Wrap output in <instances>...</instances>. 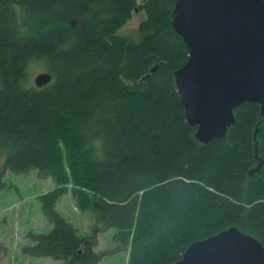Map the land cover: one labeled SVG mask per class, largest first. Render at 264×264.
Listing matches in <instances>:
<instances>
[{
	"label": "trees",
	"instance_id": "trees-1",
	"mask_svg": "<svg viewBox=\"0 0 264 264\" xmlns=\"http://www.w3.org/2000/svg\"><path fill=\"white\" fill-rule=\"evenodd\" d=\"M174 4L0 0V188L7 170L56 185L39 197L53 228L30 234L28 255L100 263L94 238L58 210L69 192L98 230H115L128 264H175L193 243L232 227L264 247L260 106L236 108L224 139H195L174 80L188 59ZM138 11L140 39L120 35ZM34 69L51 83L31 84Z\"/></svg>",
	"mask_w": 264,
	"mask_h": 264
},
{
	"label": "water",
	"instance_id": "water-1",
	"mask_svg": "<svg viewBox=\"0 0 264 264\" xmlns=\"http://www.w3.org/2000/svg\"><path fill=\"white\" fill-rule=\"evenodd\" d=\"M171 16L188 51L174 80L195 139H224L237 123L234 110L246 103L258 104L264 118V0H175ZM51 81L47 72L35 78L38 87ZM175 264H264V247L232 227L193 243Z\"/></svg>",
	"mask_w": 264,
	"mask_h": 264
},
{
	"label": "rangeland",
	"instance_id": "rangeland-1",
	"mask_svg": "<svg viewBox=\"0 0 264 264\" xmlns=\"http://www.w3.org/2000/svg\"><path fill=\"white\" fill-rule=\"evenodd\" d=\"M144 19V12L135 13L120 35L139 40V26ZM35 69L30 75L33 85L36 76L43 72ZM3 164L4 156L0 154V172ZM3 183L0 188V264H66L63 260L32 257L24 252L25 247L34 243L30 234L49 233L53 228L42 212L39 197L55 188L54 180L41 181L36 171L18 174L7 170ZM58 210L81 235L94 238L95 251L104 254L99 264H128L129 250L114 239L115 230H98L96 217L79 210L71 192L59 201Z\"/></svg>",
	"mask_w": 264,
	"mask_h": 264
},
{
	"label": "bare ground",
	"instance_id": "bare-ground-1",
	"mask_svg": "<svg viewBox=\"0 0 264 264\" xmlns=\"http://www.w3.org/2000/svg\"><path fill=\"white\" fill-rule=\"evenodd\" d=\"M126 26V25H125Z\"/></svg>",
	"mask_w": 264,
	"mask_h": 264
},
{
	"label": "flooded vegetation",
	"instance_id": "flooded-vegetation-1",
	"mask_svg": "<svg viewBox=\"0 0 264 264\" xmlns=\"http://www.w3.org/2000/svg\"><path fill=\"white\" fill-rule=\"evenodd\" d=\"M139 12V11H138Z\"/></svg>",
	"mask_w": 264,
	"mask_h": 264
}]
</instances>
